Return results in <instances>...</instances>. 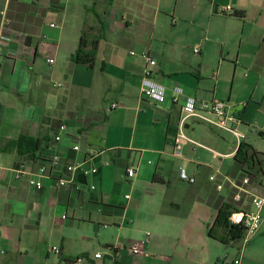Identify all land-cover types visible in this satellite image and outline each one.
Listing matches in <instances>:
<instances>
[{
  "label": "crops",
  "instance_id": "0c3cea01",
  "mask_svg": "<svg viewBox=\"0 0 264 264\" xmlns=\"http://www.w3.org/2000/svg\"><path fill=\"white\" fill-rule=\"evenodd\" d=\"M0 28L2 50L16 54L0 59V264H225L239 255L240 240L208 236L230 201L208 177L245 174L239 163L240 177L214 163L234 160L241 142L264 155V0H0ZM84 31L99 39L93 68L72 60ZM146 70L155 83L180 87V101L140 98ZM186 97L226 103L243 140L189 118L190 142L175 158ZM196 125L232 135L234 149L204 145L212 136ZM22 137L40 139L38 150L8 145ZM54 155L57 165L48 162ZM82 162L97 174L67 172ZM41 165L49 174L41 190L15 179V170ZM181 168L194 184L180 180ZM133 244L144 255L131 254ZM242 255V264H264L263 231Z\"/></svg>",
  "mask_w": 264,
  "mask_h": 264
},
{
  "label": "built area",
  "instance_id": "2783aa9c",
  "mask_svg": "<svg viewBox=\"0 0 264 264\" xmlns=\"http://www.w3.org/2000/svg\"><path fill=\"white\" fill-rule=\"evenodd\" d=\"M3 27V26H2ZM1 28H0V42H1ZM195 54L199 53V48L193 49ZM2 50L0 43V59L5 54L9 58L16 56L13 52H6ZM134 55V53H131ZM143 57L147 60L149 66H155L154 60L150 59L148 55L143 54ZM49 64L53 63V60L47 61ZM140 98L144 100L152 101L158 105L164 104L166 101H170L171 104H176L183 96V90L180 87L174 86L168 89L162 85L155 83L152 80L151 70H146L139 89ZM116 104H111L110 108L115 109ZM183 118L181 120V126L177 135L174 138L172 155L175 158H184V147L190 142L186 138L183 132V123L189 118H195L201 122L213 124L223 130L231 132L237 138L238 144L243 140V136L239 135L234 126L241 123V120L230 112L229 107L224 102L213 99L210 102L196 101L192 97H186L180 106ZM210 116L214 117L213 119ZM60 132L66 131V126H59ZM56 142L60 140V136L54 138ZM197 146V144H194ZM75 152L79 151V146H73ZM94 151H90L87 157H92ZM60 158L58 155H54L49 159V163L57 165ZM67 172L73 174L79 171L85 179H90L97 174V168L91 167L87 162L79 164H72L66 167ZM15 179L20 180L23 177H27L28 186L34 190H41L43 188V180L49 177L46 165H41L36 171L28 172L26 170H15ZM135 169L133 167L128 168L126 171L127 178H133L135 176ZM179 178L181 181L188 184H194L195 178L190 177L187 171L183 168L179 170ZM208 180L212 183L213 188L218 193L226 192L229 196V205L233 209L229 217V222L232 225L241 226L244 230V235L240 239L239 255L225 264H242V251L248 245L250 240L255 237L259 232H264V176L257 180L250 174H243L238 180H231L226 176L221 175L219 172L214 171L209 175ZM67 181L63 179L57 180V186L64 187L67 185ZM91 190L94 189L93 185H90ZM128 198V196L126 197ZM56 251V248L52 249ZM130 253L133 255H144L141 244H133L130 247ZM96 258H100V254L95 255ZM79 261V260H78ZM77 262V261H76Z\"/></svg>",
  "mask_w": 264,
  "mask_h": 264
},
{
  "label": "trees",
  "instance_id": "16d2710c",
  "mask_svg": "<svg viewBox=\"0 0 264 264\" xmlns=\"http://www.w3.org/2000/svg\"><path fill=\"white\" fill-rule=\"evenodd\" d=\"M231 15H235L231 13ZM99 39L91 38L87 32H82L77 51L72 56L75 64L84 65L93 68L96 58ZM41 143L40 139H31L28 137L19 138L16 141L9 142L12 149H16L20 154L21 150H27V153H33L38 150ZM234 160L241 165V170L245 174L254 176L257 180L264 176V155L259 154L247 144L241 142L234 155ZM233 209L230 205L224 204L219 209L216 218L208 231V236L219 241L224 245H230L240 240L244 235V228L232 225L229 217ZM74 264V261H69Z\"/></svg>",
  "mask_w": 264,
  "mask_h": 264
},
{
  "label": "rangeland",
  "instance_id": "374dc122",
  "mask_svg": "<svg viewBox=\"0 0 264 264\" xmlns=\"http://www.w3.org/2000/svg\"><path fill=\"white\" fill-rule=\"evenodd\" d=\"M195 129H197L198 132H201V134L205 133V134H209V136H212V142L214 143V145H211L208 143L204 145H207L208 147H210L211 149H213L214 151L220 154L229 153L235 147V140L232 137V135L228 133H224L218 130L213 131L210 128L203 126V125H196ZM251 135L253 138H259V134L257 132H252ZM201 143H204V142H201ZM214 163H216L217 166L220 164L223 170H226L229 172L235 169L236 171H238L237 172L239 175L238 177H240V170H238V163L235 160H233V158L225 160V161L224 160L220 161L217 159L214 161ZM230 249L231 251H233L232 247H230Z\"/></svg>",
  "mask_w": 264,
  "mask_h": 264
}]
</instances>
